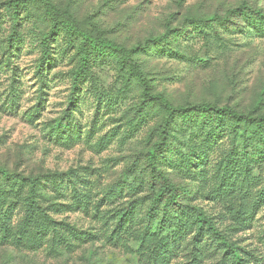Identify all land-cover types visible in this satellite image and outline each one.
I'll list each match as a JSON object with an SVG mask.
<instances>
[{"label": "rangeland", "instance_id": "1", "mask_svg": "<svg viewBox=\"0 0 264 264\" xmlns=\"http://www.w3.org/2000/svg\"><path fill=\"white\" fill-rule=\"evenodd\" d=\"M241 6L264 16V0H0V169L41 178L44 214L33 216L47 225L24 232L28 188L0 180V264H264V151L246 155L228 121L221 131L207 117L178 119L155 163L182 209L156 257L141 243L154 229L145 215L158 185L147 154L161 142L163 111L108 59L72 92L81 39L68 42L63 30L40 66L42 35L58 21L125 52L151 94L174 106L264 117V19L234 18ZM196 212L238 249V262L197 237Z\"/></svg>", "mask_w": 264, "mask_h": 264}, {"label": "trees", "instance_id": "2", "mask_svg": "<svg viewBox=\"0 0 264 264\" xmlns=\"http://www.w3.org/2000/svg\"><path fill=\"white\" fill-rule=\"evenodd\" d=\"M15 6V5H14ZM231 14L234 18L241 21L253 20V16L259 20H263L264 16L261 12H252L247 7L241 6L235 9ZM13 17L15 20V25L18 20L16 17V12H13ZM215 18L211 21L214 24ZM227 20L218 19L217 24L224 25ZM58 21H53L49 31L42 35L41 39V49L42 56L40 61V66H43L45 60L50 53V41L56 32L64 31L68 42L73 40L74 36H79L81 39V46L79 47V58L78 66L72 73V87L71 91L75 92L79 87L81 80L86 76L93 62L98 60H112L121 68H127L128 75L134 76L136 82L141 86L142 96L146 101L154 103L157 105L164 113L165 117L163 123L160 127V143L154 145L151 152L147 154V166L153 174L152 180L156 181V186L158 185V190L155 192L149 207L146 211V220L148 225L154 224L153 232L149 236H145L141 244L145 245V251L148 253H156V257L160 254L167 252L169 246L168 237L163 236L162 233L167 229L168 225L172 222V215L178 216V212L182 209L181 203H179V195L177 193L176 187L165 178L161 172L158 170L155 161L157 160V155L161 154L165 149L171 144L167 143L172 134H174V129L177 125L178 119H187L190 121L192 116H197L201 118L207 117V119H212L216 125H220L219 130H224L223 121H228V129L231 132L233 139L241 146V149L246 155L253 152L264 151V117L252 116V113L243 114L236 112L234 109L227 106H216L207 103L200 104H187L185 106H174L169 103L165 98L152 95L150 92V87L147 84L144 76L140 74L136 66L131 64L129 55L125 52L117 50L111 45H107L103 42L93 41L88 35L81 33L79 31H74L69 25H65L61 29ZM259 24V22H258ZM59 30V31H58ZM177 31H174L176 33ZM172 34V31L166 33L158 39H155L153 43L157 46L156 49H161V45L165 44L168 36ZM154 52H158L156 50ZM137 51L146 52L145 47H136ZM153 51V50H152ZM152 51H148L147 54ZM132 52V51H131ZM222 121V122H221ZM174 138V136H173ZM166 146V147H165ZM165 148V149H164ZM154 176H157L156 180ZM61 175H53L47 178L55 184ZM0 180L7 182L9 184H16L21 188V186H27V219L26 227L24 232L28 229H39L46 230L47 225L40 224L38 219L33 216L34 210H38L44 214V209L41 207L38 201L37 187L42 183L41 178H22L15 175H10L4 170L0 169ZM158 182V183H157ZM127 214L122 215L121 222L126 219ZM194 224L197 237H207L211 240L217 242L221 245L223 249V255L226 257H232L234 261H239L238 249L233 245H229L226 242V237L222 232L216 227L215 223L206 216L203 212H196L194 214ZM152 227V228H153ZM36 234L38 231L35 232ZM145 241V243H144ZM160 253V254H159Z\"/></svg>", "mask_w": 264, "mask_h": 264}]
</instances>
